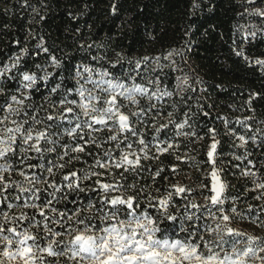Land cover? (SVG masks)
<instances>
[{"label":"snow or ice","instance_id":"1","mask_svg":"<svg viewBox=\"0 0 264 264\" xmlns=\"http://www.w3.org/2000/svg\"><path fill=\"white\" fill-rule=\"evenodd\" d=\"M246 4L241 15L264 18V0ZM152 59L157 64L149 71ZM160 59L128 60L129 70L120 75L77 65L74 84H55L39 103L37 81L47 82L52 73L20 71V56L0 67V264H264V236L231 226L239 218L264 227V176L246 147L264 145V130L253 129L246 123L252 117H245L236 122L251 136L226 132L236 149H244L233 159L247 161L241 176L253 186L245 191L262 203L239 209L235 197L225 207L229 197L217 164L218 133L209 128L201 135L194 121L199 112L191 108L181 119L167 111L165 98L174 93L161 86L158 75L152 77L162 70ZM123 60L117 53L108 63L115 69ZM50 61L61 66L54 55ZM255 64L264 70V59ZM176 88L195 91L187 76L177 77ZM205 138L209 171L198 185L204 203L187 185L154 188L165 169L144 162L168 154L199 168L189 146ZM145 172L151 184L141 183Z\"/></svg>","mask_w":264,"mask_h":264},{"label":"trees","instance_id":"2","mask_svg":"<svg viewBox=\"0 0 264 264\" xmlns=\"http://www.w3.org/2000/svg\"><path fill=\"white\" fill-rule=\"evenodd\" d=\"M245 7H248L246 0H0V67L20 56V71L38 77L44 76L45 71L52 73L47 82L37 81L39 90L34 99L39 103L42 95H47L48 89L61 81L65 87H71L77 65L109 68L120 75L129 70L128 60L161 57L162 70L157 69L152 77L158 75L161 86L174 93L165 98L167 111H175L176 118L181 119L191 108L199 112L194 121L201 135L209 128L216 129L220 140L217 164L223 168L225 195L229 197L225 207L232 198L239 197L237 207L245 209L246 203L257 206L262 202L252 199L256 193L245 191L253 186L251 178L241 176L247 161L233 159L234 153L241 155L244 149H236L234 138L226 134L234 130L251 136L253 133L236 122L245 117H252L246 123L253 129L264 130V70L255 64L256 59H264V18L241 15ZM253 20L259 22L260 31L253 37H245L241 26ZM41 44L49 49L48 53L38 47ZM24 48L28 49L27 54L23 53ZM169 52L173 56L163 59ZM238 52L241 54L237 55ZM117 53L124 60L111 69L108 61H114ZM50 55L61 62L59 68L51 66ZM94 56L105 59L93 60ZM171 61L175 64L168 66ZM156 64L152 59L149 71ZM178 75L187 76L195 91L179 92ZM9 85L15 87L16 82L10 81ZM203 112L209 115L204 116ZM208 143L210 140L205 138L189 146L194 149L190 154L200 162L199 168L168 154L159 161L144 162L153 170L165 169L154 188L163 191V186L169 184L187 185L196 188V199L204 203L198 185L209 171L205 147ZM246 147L252 153L248 159L264 170L261 165L264 145L249 142ZM185 150L182 147L179 154ZM238 164L241 167H236ZM173 165L175 173L171 171ZM143 175L147 179L141 183L151 184L148 173ZM233 223L239 224L243 233L264 236V227H257L247 219L237 218Z\"/></svg>","mask_w":264,"mask_h":264},{"label":"rangeland","instance_id":"3","mask_svg":"<svg viewBox=\"0 0 264 264\" xmlns=\"http://www.w3.org/2000/svg\"><path fill=\"white\" fill-rule=\"evenodd\" d=\"M255 6L256 7H259L258 4H256ZM241 27H242V32H243V34H244L245 37L251 36L250 33L253 32V31H255L256 33H258L260 31V28H261L260 25H259V22L258 21H255V20H253V21H247ZM251 37H253V36H251ZM16 57L17 56H14L11 59V61H13ZM11 61H9L8 63H10ZM178 77L183 78V76H181V75H178ZM261 165H263V167H264V163H261ZM256 169H258V168H256ZM262 172H263V174H261V172H260V173H258V175L264 176V170H262ZM232 226L234 227V229H237V230H240L242 228L239 224L232 223Z\"/></svg>","mask_w":264,"mask_h":264}]
</instances>
